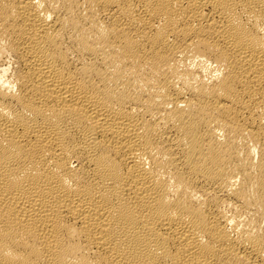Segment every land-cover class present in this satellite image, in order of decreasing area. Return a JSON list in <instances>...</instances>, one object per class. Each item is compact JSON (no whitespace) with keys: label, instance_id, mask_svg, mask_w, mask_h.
<instances>
[{"label":"bare ground","instance_id":"obj_1","mask_svg":"<svg viewBox=\"0 0 264 264\" xmlns=\"http://www.w3.org/2000/svg\"><path fill=\"white\" fill-rule=\"evenodd\" d=\"M0 264H264V0H0Z\"/></svg>","mask_w":264,"mask_h":264}]
</instances>
